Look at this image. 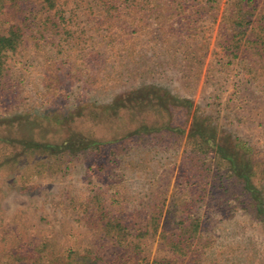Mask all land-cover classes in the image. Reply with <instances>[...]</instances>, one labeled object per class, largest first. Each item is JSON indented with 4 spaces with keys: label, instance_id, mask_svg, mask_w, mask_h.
Here are the masks:
<instances>
[{
    "label": "rangeland",
    "instance_id": "374dc122",
    "mask_svg": "<svg viewBox=\"0 0 264 264\" xmlns=\"http://www.w3.org/2000/svg\"><path fill=\"white\" fill-rule=\"evenodd\" d=\"M39 1L29 3L34 13ZM76 1L60 5L65 19L71 17L67 27L72 37H79L73 49L69 37L58 49L56 29L45 33V39L29 38L28 31L23 48L9 58L11 88L0 93L1 129L29 126L24 117L66 115L85 99L95 105L109 103L146 84L189 99L191 110L188 116L181 109L175 114L176 124L185 123L183 135L161 132L129 139L122 129L128 126L130 131L135 124L126 115L97 120L84 116L74 128L104 146L99 152L59 159L24 154L7 143L19 139H3L0 264L13 254L14 264H36V258L39 264L68 261L52 260L48 250L36 252L45 242L61 252L88 248L100 264L130 263L128 251L101 233L94 210L88 208L92 191L100 194L107 216L126 225L132 236L153 214L159 216L157 232L145 239L138 264H264V230L251 214L254 205L264 207V0H177L178 9L161 0L164 6L138 10L132 23L125 17L113 21L118 54L103 39L108 28L104 15L96 14L97 31L89 30L94 17L85 10L86 0L79 8ZM40 13L38 20L49 15L57 22L54 11ZM237 17H246L249 25L235 26ZM12 23V17L2 15L0 34ZM50 66L67 77L75 67L83 74L71 82L66 79L59 85L62 94L51 99L43 86ZM21 114L23 118L13 120ZM194 115L206 119L220 137L208 139L213 146H200L197 139L196 148L190 144ZM51 131L40 134L50 139L34 140L61 142L60 134L53 129L52 136ZM162 231L170 237L192 235L196 248L186 257L172 255L160 243Z\"/></svg>",
    "mask_w": 264,
    "mask_h": 264
},
{
    "label": "trees",
    "instance_id": "16d2710c",
    "mask_svg": "<svg viewBox=\"0 0 264 264\" xmlns=\"http://www.w3.org/2000/svg\"><path fill=\"white\" fill-rule=\"evenodd\" d=\"M30 1L32 0H0V17L2 15H8L15 20V23L9 25L4 34H0V93L11 88L8 85V60L23 48L28 31H31L29 38L36 39L35 35H39L41 39H45V33L56 29L60 35L57 45L58 49L62 48L61 40L65 41L72 39L74 42V44L71 45L72 49L77 45L75 41L79 40L78 36L76 38L72 37L71 31L67 27L68 22L70 23L69 20H71V17L70 19H65V16L62 15L60 5L68 0H40V8L37 11L34 10L35 13L28 7ZM85 4V10H88L90 16L94 17L96 14L104 15V23L108 24V28L103 39L108 41L111 49L115 50L116 54H118V49H121V47H118L115 44L117 37L113 35L110 29L113 25V21H119L121 20V17L123 19L125 17L129 18L132 23L134 21L132 17L137 14L138 10L143 11L148 8L149 11H152L165 5L161 3V0H86ZM170 4H176V9L180 8V3L177 0H170ZM82 5V0H77L75 3L76 8H79ZM26 10H29V12L26 13L27 15H25L20 22H17L16 17ZM40 11H54L53 17L57 18V22L52 21V18L49 17V15H46L43 20H38L37 12L41 14ZM237 19L238 21H235V26L242 28L249 25L250 21H248L246 17H237ZM95 20L94 17L88 22L89 30L93 29L97 31L95 28L100 22ZM243 34L242 31V36ZM67 37H69V39ZM52 46L54 45L52 44ZM130 55L131 54H128L125 59ZM50 67L51 68L48 69L49 76L44 79L43 86L46 94H48L51 99H55L62 94L60 93L62 88H60L59 85L64 81L66 82V79L71 82L74 79H80L81 74H83L82 69L75 67L74 73L67 77L68 73H57V70L54 69L53 66ZM98 79L96 77L94 80ZM85 80L87 79H83V81ZM85 95L88 97L91 96L89 93L88 95L87 93ZM81 97L83 98L84 95H81ZM81 103L82 105L74 108L75 110L73 111H68L66 115L57 112L50 115H43L42 117L32 116L27 118L24 117L25 114L15 115L13 116L14 121H19V119L24 117L25 123H29V126L21 128L18 125L13 127L10 131H6V129H1L0 127V143L4 142L3 139H19L17 142L12 141L7 143L19 147L20 150L27 155L39 153V155H47L56 159L71 154H82L84 152L94 153L101 150L104 146L103 143L88 138L85 134L74 128V123H77V121L84 116H89V118L93 116V119L97 120L101 117L113 119L126 115L130 123L135 124V127L130 131H127L129 129L128 126L122 129L126 132L125 134L129 136V139L136 135L138 137L145 134L157 135L161 132L183 135L185 123L182 125L176 124L175 114L181 109L184 114L188 116L191 110V101L189 99H183L177 95H173L166 88L155 84H146L137 88L129 89L125 93L115 96L109 103L95 105V103L90 102L87 99L82 100ZM139 113L142 115L145 114V116L139 117ZM150 113L153 115L152 118H148L147 114ZM136 116L138 119L135 118ZM51 124L55 126L52 128V131L54 129L56 133L53 131V134H60L58 135V138L62 139V141H48L44 143H40L41 141H35L34 139H37V137H39V139H50L48 136H40V134H44V130L45 132L48 130L51 131ZM211 128L210 124L206 122V119L194 115L191 122V129L188 133L190 144L196 148L197 139L200 146H203L204 144L213 146L212 141H209L208 139H220V137H217L216 132L211 130ZM55 134L52 136H55ZM22 139L29 140L26 141ZM221 153L224 156L223 149H221ZM90 195L89 204H91V206L88 208L89 210H94L101 233L110 238L114 244L127 250L128 254L131 256L129 260L130 263L122 262L121 264H138V256L144 252L145 239L153 238L157 232L159 227V216L153 214L144 228L139 230L137 235L132 236L130 229L126 225L116 218L107 216L106 209L102 205L103 203L100 194L92 191ZM88 208L86 210H88ZM158 210L160 214L161 210L159 207ZM251 214L255 219L260 221L264 230V207L261 205H254L251 208ZM192 232L196 233V228H194ZM159 240L160 243L164 244L172 253V255L181 258L186 257L196 248V244H193L192 235L186 236L185 233H181L179 236L170 237V235L166 236L165 232L162 231ZM35 250L38 253L48 250L50 253L49 256H51L52 260H68L64 264H100V259L92 257L90 249L85 247L74 250L65 249L61 252L55 245L45 242L36 246ZM14 258L15 255L13 254L11 255V260L8 259L1 264H14ZM37 260L39 259L36 258L35 263L39 264V261ZM176 263V261L171 262L170 260H153L151 262V264Z\"/></svg>",
    "mask_w": 264,
    "mask_h": 264
}]
</instances>
